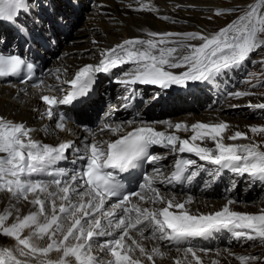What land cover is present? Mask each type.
I'll return each instance as SVG.
<instances>
[{
  "label": "snow or ice",
  "instance_id": "1",
  "mask_svg": "<svg viewBox=\"0 0 264 264\" xmlns=\"http://www.w3.org/2000/svg\"><path fill=\"white\" fill-rule=\"evenodd\" d=\"M262 5L264 0H260L259 4L249 5L247 10L241 9L243 15L211 36L199 33L184 34L189 39L202 42L199 46L182 45L189 49L185 52H180L176 47H161L167 44L168 37L177 35L173 33L149 34L152 37L161 36L159 40H125L122 44L106 50L107 59L102 61L100 66L85 65L80 68L70 81L74 88L71 94L62 99L52 95H42L40 98L49 106L48 115L51 116L52 108L58 103L67 104L74 97L84 95L92 84L95 72H107L109 68L125 63H134L137 68L127 74L130 79L123 81L124 83L140 82L168 87L183 85L187 81H208L217 74L240 65L251 52L264 47V39L260 38V35L264 34ZM27 8L26 0H0V20L15 22L19 13ZM231 11L235 9H217L216 15ZM19 30L25 31L22 25ZM121 52L124 55H121ZM25 67L30 72L33 65L26 63L18 55L0 53V77L19 75ZM185 67L187 70L180 74L166 70ZM247 94L232 93L237 97ZM256 107L264 108V104ZM58 127L63 128L64 125L61 123ZM105 127L114 133L120 130L119 125ZM175 127L177 130H187L188 126L176 124ZM228 127L226 122L196 123L191 125L194 133L191 138L183 140L176 135L156 131L152 127H138L113 142H104L106 150L102 149L99 143H92L90 158L82 175L72 176L69 181L63 182L55 179L52 183L56 185V189L50 191V185L30 177L43 171L45 164L60 158L71 144L62 143L56 148L39 145L30 138L31 130L26 129L23 123L14 124L0 117V191H6L16 199L22 198L26 201L29 200V194H32L30 203L38 208L37 211L17 217L16 222L8 225L5 222L9 213L0 215V232L14 238L20 246L18 249L0 248V264H27V259L21 260L18 256L47 257L53 250L62 255L57 261L49 260L48 264H141L139 259L131 255L136 250L140 255H146L149 261L153 260V256L163 257L164 253L158 247H153L148 253L144 246L133 239L132 230L143 235V229L139 226L145 221L155 225V230L161 233V239L178 244L189 238L210 235L219 229H229L237 238L246 236L249 240L259 239L264 242V214H244L232 211L228 206L215 213L200 216L191 215L186 211L175 214L170 209H184V204L165 200L155 189H152V202L160 201L166 206L159 209L143 208L131 203L129 195H124L111 210H104L105 202L111 197L119 196L121 190V185L115 181L113 174L105 172L104 169L123 170L132 167L138 159L148 156L151 145L165 142L173 148L178 146L181 153L192 152L202 160L223 164L237 173H247L264 180V152L258 151L255 145L222 142L223 133ZM251 131L264 132V127H254ZM205 137H210L215 142L216 154H213L212 149L194 143ZM239 138L247 136L237 131L229 137L232 141ZM148 158L153 161L158 159L156 156ZM186 164L176 166L172 179H182ZM41 194L46 198H41ZM130 195L145 199L139 192ZM57 200L60 201L59 204ZM129 204L130 207L127 206ZM116 210H121L122 214L117 215ZM132 213H135L134 217ZM112 217H116L115 221ZM105 219L106 225L102 223ZM95 237H111L99 245L101 251L106 252L110 259L102 260L93 254ZM126 239L130 243H126ZM43 240L47 242L41 246L40 241ZM183 252L186 264H193V261L195 264H202L201 257L193 248L187 247ZM189 254L191 260L188 259ZM237 259L242 264H248L255 258L239 256ZM175 264H181V261L177 260Z\"/></svg>",
  "mask_w": 264,
  "mask_h": 264
},
{
  "label": "bare ground",
  "instance_id": "2",
  "mask_svg": "<svg viewBox=\"0 0 264 264\" xmlns=\"http://www.w3.org/2000/svg\"><path fill=\"white\" fill-rule=\"evenodd\" d=\"M101 1L105 2L107 7L95 6L93 8L86 9V4L84 3V9L79 13H83L84 16H80L78 18H81V20H87L84 24L81 25L79 30H77L76 28V25H78L79 23L74 22L72 19H69L70 27L74 28L75 26L77 30L76 32H71L70 30L69 33L70 35L77 34V37L75 41H72L71 35L69 41L67 39H64L58 42V45L60 47L59 53H61V56L59 58L54 57L51 60V65L60 70L58 74H54V76L60 77L58 79L52 80V82L57 87L65 86V82L69 81L72 74L81 65L90 61H97L99 58V52L105 48L112 46L115 43H123L125 40L161 39V36L152 37L149 35L150 33L175 34L177 32H186V30H190L187 33H199L204 35L201 28L205 27L206 23L205 21L200 19V15L202 13L200 11L201 9L199 10V8L212 7V4H214L212 1L206 2L207 0H97V2ZM77 2H79V0H77ZM124 3H128L129 8H125V6H123ZM259 3L260 0H254L252 2H249L247 4V7L249 5ZM237 4L242 3L240 1H237ZM65 6L67 7L66 4ZM263 10L264 5L261 6V11ZM182 22H189L195 28L191 29V25H186ZM197 25H199L200 28H197ZM196 28L198 31H192ZM209 30V28L204 29V31L209 36L215 34L210 32ZM56 36L58 38L61 37V35L59 34H56ZM86 37H88V39L86 40V44L84 46H81L80 43L84 41L82 39H85ZM181 37L184 38L183 36ZM95 40L99 42H97L96 45H94ZM201 43L202 42L198 39L192 40L189 38H186L185 41L181 42L179 37L173 35L171 37H168L167 44L161 45V47H176L180 50V52H185L189 49L182 47V45L199 46ZM69 44H71V46L68 47ZM65 47L68 48L65 49ZM137 47L140 46L137 45ZM46 64L47 63L45 62V65ZM183 71H185V68L172 69V72L174 74ZM44 93V87L30 88L21 85L14 87L13 85H8L5 82H0V114L8 115L9 118L25 120L29 125L37 126V129L34 131L35 136L45 137L52 143H58L70 138H75L79 135L89 136V134H86L81 126L74 125L71 121L67 123V126L64 129L59 130L55 127L54 122L43 119L41 117L43 105L39 101V96ZM195 97L199 98L198 96ZM178 98L180 97L178 96L176 99ZM199 99L202 100L201 98ZM157 104L158 102H152V108ZM226 104H233V106L235 105V103H232L231 101H228ZM206 106L210 107L211 104H207ZM237 106H240L239 103H237ZM217 109L215 111L210 110L204 112L201 117H190L189 115V117L184 116L173 118L169 117V114L174 110L169 111L170 109L167 108L165 113L159 112V115L157 116L152 117L148 115V121L145 125L155 126L159 129L170 128L171 130H173L175 123L177 121H180L184 124H187L188 127L184 133L189 135L191 138V136L194 134L191 129V125L193 124L200 122L208 124L226 122L229 126L227 128L228 131L226 130V132L228 133L227 135L223 133L222 142H224L225 144L249 145L247 143L250 142L247 140L239 142L236 140L232 141L228 139L237 131L245 133L242 131L243 126L226 119V114L223 115V113H228V110L230 109H227L226 105H224L221 110ZM149 111L153 113L155 112L152 110ZM214 115H216V117ZM171 123H173V125H171ZM137 125L138 124L134 125L131 122L124 124V132H127L129 129H131L132 127H136ZM40 127H43V129L45 130L39 129ZM120 132L121 129L117 133L103 132V134L101 135V132H96V134L97 138L100 140H111L115 136L119 135ZM204 142L205 144H208L210 146H215V142H213L210 137H206L204 139ZM163 162L165 163V161ZM81 190L84 189L81 188ZM157 191L165 198V200H173L174 203H183L184 209H181L180 211H186L196 215L215 213L217 211H220L225 206H228L232 211L244 214H264V205L252 209L245 203H239L242 201L244 202L245 198L250 197V194L252 193H249L248 196L241 194L242 199H240L238 196L236 203L231 199L232 195L226 197L224 193L223 198H221L220 200H215L217 196H208L206 193L197 194L195 191L179 192L176 190H168L163 187H159ZM262 193L263 192H260L258 195H261ZM253 196L256 197V195ZM41 198L46 197H44V194H41ZM31 199L32 195H29V200L26 201L22 199H16L6 191H0V215L9 213L8 219L5 224L8 225L14 223L16 222L17 217H23L32 211H37L38 208L30 203ZM138 202L148 209H159L166 205L162 204L160 201H156L155 203H153L152 199H150V201L146 204H143L140 201ZM59 203L60 201L57 200V204ZM25 234H27V230H25ZM134 236L135 239L145 247L146 252L150 253L153 247H158L160 251L164 253L163 257L153 256V260L149 261L147 259V256L140 255L138 250L132 252L131 255L134 258L139 259L141 264H175L177 260H180L181 264H186L183 248L169 247L160 240H154L147 234H135ZM46 242V240L40 241V245L44 246ZM126 243H130V241L126 240ZM232 244L236 245L230 246L231 244L229 245L227 243L221 242L217 245V247L192 246L191 248H193V250H195L201 257L202 264H242V262L238 260L237 257L246 256L244 255V253H247V255H250V257L255 258L254 261H252L253 264H260V262L264 260V248L262 249L263 254L257 256L256 252L260 250L259 248H239L238 246L246 245L247 247L248 245L241 243ZM19 247L20 246L17 244L14 238L6 236L2 232H0V248L18 249ZM16 254L18 255V251ZM93 254L98 258H101L102 260H107L108 257V255H106L104 251H101L100 247H98L97 249H93ZM61 255L62 253L53 250L47 255V257H40L39 255H37V257L27 258L18 256V258H20L21 260L27 259V264H48L49 260L53 262L57 261L58 259H60ZM188 259H192L190 254L188 256ZM193 264H195V261H193ZM248 264H250V262H248Z\"/></svg>",
  "mask_w": 264,
  "mask_h": 264
},
{
  "label": "rangeland",
  "instance_id": "3",
  "mask_svg": "<svg viewBox=\"0 0 264 264\" xmlns=\"http://www.w3.org/2000/svg\"><path fill=\"white\" fill-rule=\"evenodd\" d=\"M81 1L83 2V0H81ZM208 1H212L214 3V4H212V7L199 8V10L201 9L200 11L202 13L200 15V19L205 21V23H206L205 27L201 28L202 33L206 36H209V35L204 31L205 28H207V29L209 28L210 32L220 31L225 26L233 23V21H235L237 19V14L243 15L244 12L240 11V10L241 9L246 10L247 4L249 2L254 1V0H207L206 2H208ZM237 1H240L242 4H237ZM123 6H125V8L126 7L129 8L128 3H124ZM89 8H91V7L89 5H87L86 9H89ZM215 9H235V11L226 12L223 15H216ZM86 20L87 19L81 20V18L77 19V21H78L77 23H79L78 25H76L77 30L80 29L81 25L84 24L86 22ZM182 23L186 24V25H191L189 22H182ZM175 25H178V24H175ZM190 27H191V29L195 28L192 25ZM196 27L200 28L199 25H197ZM76 28L74 26V28L72 29V32H74L76 30ZM197 28L195 30H192V31H198ZM189 31L190 30H186V32H189ZM71 35H72L71 40L75 41L77 34H75V35L71 34ZM260 38L264 39V34H261ZM87 39H88V37H86L85 39L83 38L82 40H84V41L82 43H80V45L84 46L86 44ZM69 40H70V38L68 39V41ZM97 42L98 41L95 40L94 45H96ZM69 46H71V44H69L68 47ZM68 47H65V49ZM257 50H258V52H257V55H255V59L264 61V47L258 48ZM257 71L259 72V70H257ZM228 101L235 103V105L233 106V104L232 105L226 104ZM228 101H226L223 105H221L219 107L218 106L215 107V105H213L212 103H211L210 107H208V106L202 107L203 106V100H200L197 97H195L194 101H192V102H190L186 99H181L182 103L179 101L176 102V100H174V102L172 104L180 103V105H178L179 109L178 110L175 109L173 112H171L169 114V117H173V118L174 117H184V116L189 117V115H190V117H198V116L201 117L204 112H207L210 110L215 111L217 108H219L217 110H221V108L224 105H226L227 109H229V108L230 109L228 110L229 111L228 113H223V115L226 114V119H228L234 123L242 125L243 126L242 131L245 132L246 136H247V138H244V139L240 138V139H237L236 141L243 142V141L247 140L250 142L247 144L255 145V146H257L258 151L264 152V132H252L251 131V129L254 127H256V128L264 127V108H261L260 110H258L256 107L257 104L264 102V85L261 89L257 90V92L254 93V96L251 97L250 100L247 99L244 101H234V100H228ZM237 103H239L240 106H237ZM229 105H231V106H229ZM183 107H184V109H182ZM260 111L263 113L260 114L259 113ZM214 116L216 117V115H214ZM224 133H225V135H227L228 132L225 131ZM258 188H260L259 184L254 187L253 191L250 190L246 194V196H248L249 193H252L253 195H256V197L253 196L252 194H250V197L245 198L244 202L242 201L239 203H245V204H247L248 207H250L252 209L257 208L258 206L264 205V194L262 196L258 195L259 194ZM207 195L211 196L209 193H207ZM223 197H224V194L222 193V195L216 197L215 200H220ZM231 199L237 203V195L235 196V198L231 197ZM234 245H236V244H231L230 246H234ZM238 247L239 248L242 247V248H246V249L259 248L260 250H258L256 252V255L258 256V255L263 254L262 249L264 248V242L262 244L261 243L260 244L255 243V244L250 245V246L248 245L247 247H246V245L238 246ZM244 255H246L247 257H250V255H247V253H244ZM252 261H254V259H251L249 261L250 264H253ZM260 264H264V260L261 261Z\"/></svg>",
  "mask_w": 264,
  "mask_h": 264
}]
</instances>
